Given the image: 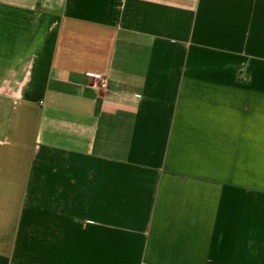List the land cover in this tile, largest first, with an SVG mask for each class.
<instances>
[{
  "label": "crops",
  "instance_id": "crops-1",
  "mask_svg": "<svg viewBox=\"0 0 264 264\" xmlns=\"http://www.w3.org/2000/svg\"><path fill=\"white\" fill-rule=\"evenodd\" d=\"M0 116V264H264V0H0Z\"/></svg>",
  "mask_w": 264,
  "mask_h": 264
},
{
  "label": "built area",
  "instance_id": "built-area-1",
  "mask_svg": "<svg viewBox=\"0 0 264 264\" xmlns=\"http://www.w3.org/2000/svg\"><path fill=\"white\" fill-rule=\"evenodd\" d=\"M100 85H101L102 88H107L108 87L107 79H101L100 80Z\"/></svg>",
  "mask_w": 264,
  "mask_h": 264
},
{
  "label": "rangeland",
  "instance_id": "rangeland-1",
  "mask_svg": "<svg viewBox=\"0 0 264 264\" xmlns=\"http://www.w3.org/2000/svg\"><path fill=\"white\" fill-rule=\"evenodd\" d=\"M3 103H4V104H7V103H6V101H2V103H1V104H3ZM0 118H1V116H0Z\"/></svg>",
  "mask_w": 264,
  "mask_h": 264
}]
</instances>
